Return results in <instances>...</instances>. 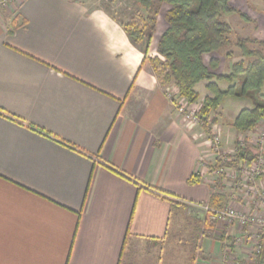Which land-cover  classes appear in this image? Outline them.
Returning <instances> with one entry per match:
<instances>
[{"label": "crops", "instance_id": "1", "mask_svg": "<svg viewBox=\"0 0 264 264\" xmlns=\"http://www.w3.org/2000/svg\"><path fill=\"white\" fill-rule=\"evenodd\" d=\"M98 2L16 0L0 10V264H264L261 231L255 258L251 226L201 209L193 228V206L236 190L213 175L205 128L179 112L143 48ZM256 8L242 38L264 41V0ZM221 60L229 73L242 57ZM197 90L200 105L208 92ZM250 106L227 98L213 114L226 147L251 137L232 127ZM193 174L201 183H187Z\"/></svg>", "mask_w": 264, "mask_h": 264}, {"label": "trees", "instance_id": "2", "mask_svg": "<svg viewBox=\"0 0 264 264\" xmlns=\"http://www.w3.org/2000/svg\"><path fill=\"white\" fill-rule=\"evenodd\" d=\"M232 1L130 0L131 6L124 12L116 14L105 9L121 22L135 45L141 46L142 42L146 44L143 48L146 59L161 5H169L170 9L165 13L169 28L159 39L157 47L163 59L147 58L155 75L165 90L174 85L178 89L179 97L191 104L197 103L201 98L197 86L205 85L208 95L198 110L204 128L208 124H216L217 119L212 118V115L218 111L225 99L249 101L251 106L241 110L232 123L237 133L247 134L255 131L264 120V41L255 38H238L233 41L232 27L224 21V15L238 14L249 24L255 21L233 6ZM136 14L137 17H133ZM128 17L130 20L125 23L124 20ZM236 51L240 52L242 60L234 62L229 73H220L221 58L224 56L231 62ZM206 58H209L208 63ZM171 101L176 105L175 99ZM235 146L236 158L232 160L218 157L216 169H240L241 165L259 157V152L257 154L255 149L243 146L239 140L235 142ZM201 181L200 175L193 174L187 183L196 185ZM164 196L172 207L179 206L180 203L175 197L165 193ZM231 199V195L225 192L211 194L207 205L211 211L207 214L212 216L214 212L227 208Z\"/></svg>", "mask_w": 264, "mask_h": 264}, {"label": "built area", "instance_id": "3", "mask_svg": "<svg viewBox=\"0 0 264 264\" xmlns=\"http://www.w3.org/2000/svg\"><path fill=\"white\" fill-rule=\"evenodd\" d=\"M13 1L14 0H0V10L8 8ZM175 93L176 95L178 94L177 91ZM169 98L171 100L173 99L171 96H169ZM190 104L191 103H189L184 98L179 99L177 104L179 112L186 118V120L190 121L193 125H201V119L198 116L197 105L191 104L193 106H190ZM262 123L263 125H261L259 133L260 143L264 145V120L262 121ZM205 132L209 136L210 148L213 155L216 156V159L218 157L226 159L227 156H225L224 152H222L220 133L216 126H214L213 124H209L205 128ZM244 168L245 167H243L242 169H216L215 165L213 166V171H215L216 174L222 176L226 181H228L230 185H232L234 190H238V192L239 190H242L244 192L246 191L249 195L251 194L252 199L255 201L254 209L257 208L260 210L257 213L253 212V209L248 212H243L241 210H237L233 207L228 206L221 211L214 212L211 217L215 221L227 220L230 223L237 222L242 226H251L254 232H247V237L245 238V240L248 243H253L252 253L253 256L257 258L262 252L261 246L256 243L257 236H259V231L264 234V186L260 183V180H258V178L264 175V161L260 160L253 169L250 168L249 172L245 170L247 168ZM246 184H248L249 187ZM244 187H246L248 190H245ZM204 209L206 212L211 211L208 206H206ZM242 241L243 238L238 239V242Z\"/></svg>", "mask_w": 264, "mask_h": 264}, {"label": "rangeland", "instance_id": "4", "mask_svg": "<svg viewBox=\"0 0 264 264\" xmlns=\"http://www.w3.org/2000/svg\"><path fill=\"white\" fill-rule=\"evenodd\" d=\"M15 1L16 0H14L12 2V4L9 5V7L6 8V9L11 8V6L15 3ZM156 1H158V0H156ZM261 1L262 0H233L232 1L233 2L232 4H233V6L240 8V10L242 12L248 14L251 17V16H254L255 14H257L256 13L257 10L259 11L260 8H256V6L260 5V2ZM97 5H101L103 7H106L112 13H116V14H118L119 12L120 13L121 12H124V10H126L127 8H130V6H131L130 5V0H99V2L97 3ZM163 6H165V4L161 5V8ZM135 10H137V9L135 8ZM136 12L139 14L138 11H136ZM138 14L133 15V17H137ZM223 19H224L225 22H227L228 24H230V26L232 27L233 33H232V36L231 37L234 40L235 39H238V38L246 37V35L249 32H251V25H250L251 23L249 24V23L245 22L243 19H241V17L238 14H226V15H224ZM129 20H130V18L128 17V18H125L124 21L126 23ZM161 21L163 22L164 19H161ZM145 46H146V44L142 42L141 43V47L144 48ZM153 48L154 47H152V50L150 49V51L148 52V54H147L148 57L147 58L160 57L161 59H163L159 55L158 50L155 51V50H153ZM206 59H208V58H206ZM149 64H150V62H149ZM166 90H167L166 92L168 93V95L171 96L173 98V100L174 99L176 100V105H177L179 99H181L179 97L178 89L174 85H171V86H168L166 88ZM175 90L178 92L177 95L175 93L176 92ZM194 105H197V108L199 110L201 104L198 105V104L194 103ZM190 106H193V105L190 104ZM201 125L203 127L202 121H201ZM213 125L216 126V124H213ZM261 125H263V123H261L255 131H252V132L248 133V135H251V137H245L244 135H240V136H242V138L241 139H238L240 136H238V138H237V140H239L240 143L243 144V146H247L248 148H252L253 150L255 149L254 152H256V153H257V151L258 152H261L260 154L257 153V154H259V157H257L255 160L251 161L250 163L241 165L240 168L241 169L243 167L247 168V169L244 168L247 172H249L250 168L253 169L258 164V162L260 160H263L264 161V145H262L260 143V133H259V130L261 129ZM216 128L218 129V126H216ZM218 131H219V129H218ZM219 133H220V131H219ZM220 138H221V144H222V152H224V155L227 156L226 158H229V159H232V160L235 159L236 156H237V147L235 146V144L232 145V146L226 147L224 145L223 141H222V135H221V133H220ZM245 141H247V142H245ZM210 152L212 153L211 148H210ZM214 172L215 171H212L213 175L219 177V175L216 174V172L215 173ZM262 179H264V175L262 177L258 178V180H260V181H262ZM246 185L249 187L248 184H246ZM244 188H245V190H248L246 187H244ZM246 193H247L246 191L244 192L242 190L241 191L239 190V192H238V190H237L235 194L231 195V197L233 198V200H232L233 202L230 205H228V206L229 207H233V208L236 209V207H237L236 204L239 203L241 206H243L241 208V211L248 212V211H251L253 209L252 211L255 212V213H257L260 209H257V208L254 209V207H255V201L252 199V195L251 194L249 195L248 193L247 194ZM193 209L194 210H198V211H196V216H195V212H193V228H194V227H196V225H195V223H196V217L198 218L199 215H200V214H198L199 211L201 209H203V212H205V209L204 208L197 207V206H193ZM204 214L205 213H203V215ZM189 216H192V215H189ZM183 217H185L187 219L188 218V215L183 214ZM195 233L196 232L193 231V235H195ZM194 239H196V238H193V246H196V244H198V241H196ZM189 240L190 239H188L187 241H189ZM198 240H199V238H198Z\"/></svg>", "mask_w": 264, "mask_h": 264}]
</instances>
